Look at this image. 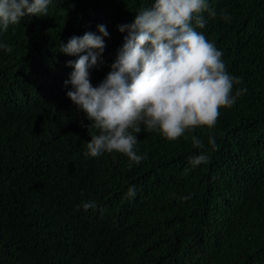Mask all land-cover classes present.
Masks as SVG:
<instances>
[{
    "label": "trees",
    "instance_id": "trees-1",
    "mask_svg": "<svg viewBox=\"0 0 264 264\" xmlns=\"http://www.w3.org/2000/svg\"><path fill=\"white\" fill-rule=\"evenodd\" d=\"M153 2L52 0L46 16L0 29L13 49L0 48V264H264V0H208L215 15L196 28L241 78L232 95L247 89L213 128L168 141L141 124L138 165L85 155L99 133L66 95L79 57L61 44L106 27L97 87L127 34L118 26Z\"/></svg>",
    "mask_w": 264,
    "mask_h": 264
},
{
    "label": "clouds",
    "instance_id": "clouds-1",
    "mask_svg": "<svg viewBox=\"0 0 264 264\" xmlns=\"http://www.w3.org/2000/svg\"><path fill=\"white\" fill-rule=\"evenodd\" d=\"M51 2L0 0V29L7 31L25 16H46ZM205 11L215 15L208 0H154L150 7L142 8L132 23L118 26L127 34L112 70L97 87L91 83L89 70L103 63L104 37L109 35L106 27L98 26L100 35L86 32L61 44L60 52L79 57L68 62L74 70L64 82L71 85L66 95L91 121L88 128L99 133L87 143L86 156L117 152L138 165L146 159L134 150L141 124L147 131L158 130L166 140L176 141L197 127L213 128L220 109L232 107L247 91L239 89L232 95L241 78L228 73L222 52L196 30L205 27ZM0 48L13 51L8 44H0ZM84 52L87 54L80 55ZM192 142L194 147H202L195 136ZM208 142L213 150L218 148L214 137ZM208 159L200 154L191 164L198 166ZM135 194V186L130 187L128 196ZM82 207L88 211L97 206L85 202Z\"/></svg>",
    "mask_w": 264,
    "mask_h": 264
}]
</instances>
